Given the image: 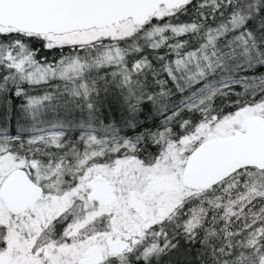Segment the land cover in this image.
<instances>
[{"label": "snow or ice", "instance_id": "6c2138e0", "mask_svg": "<svg viewBox=\"0 0 264 264\" xmlns=\"http://www.w3.org/2000/svg\"><path fill=\"white\" fill-rule=\"evenodd\" d=\"M0 264H264V0H0Z\"/></svg>", "mask_w": 264, "mask_h": 264}]
</instances>
